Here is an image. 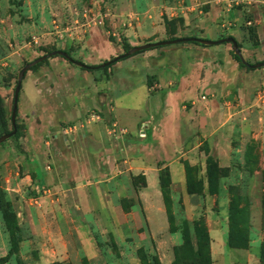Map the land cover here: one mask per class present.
<instances>
[{
  "label": "rangeland",
  "instance_id": "374dc122",
  "mask_svg": "<svg viewBox=\"0 0 264 264\" xmlns=\"http://www.w3.org/2000/svg\"><path fill=\"white\" fill-rule=\"evenodd\" d=\"M171 36H232L246 60L264 61V0H0V135L29 61L62 49L101 65L123 42ZM230 51L182 41L107 68L52 55L27 70L20 135L0 143V257L12 221L21 236L4 264H264V66L240 67ZM169 93L167 125L182 134L147 144ZM114 104L151 123L129 139ZM89 118L110 139L87 134Z\"/></svg>",
  "mask_w": 264,
  "mask_h": 264
},
{
  "label": "water",
  "instance_id": "95a60500",
  "mask_svg": "<svg viewBox=\"0 0 264 264\" xmlns=\"http://www.w3.org/2000/svg\"><path fill=\"white\" fill-rule=\"evenodd\" d=\"M182 41H196V42H199L202 44H207V45H214L217 43L228 42V43H231V49L234 51L235 54H237L240 57L243 64L250 65L253 68L264 66V61H259L257 63H250L249 64L247 62V60L244 58L242 51H241L240 47L238 46L236 39L233 38L232 36L222 37V38H218V39H209V38H203V37H197V36H188V37H180V38H175V39H165V40H161V41L145 42V43L130 47L126 52L122 53L121 55H124V54L125 55H133L135 53H138L139 51H143V50L148 49L150 47L179 43ZM52 55H61V56L65 57L67 60H69V61H71V62H73L79 66L85 65V63L74 59L73 57H71L69 55L68 52H66L62 49H56V50L50 51L49 53L40 55L39 57L33 59L32 61H29L28 63H26L18 72L17 82H16V85L14 88L13 106H12L11 118H10L12 129L10 131L5 132V133L0 135V143L5 141L6 139L10 138L11 136H13L17 131L16 111H17V104H18V96H19V91H20L22 79H23V76L25 75V72L27 70H29L32 65H34V64L38 63L39 61H42V60H44V59H46ZM110 62H111V60H107V61L101 63V65L105 66V65L109 64Z\"/></svg>",
  "mask_w": 264,
  "mask_h": 264
},
{
  "label": "crops",
  "instance_id": "0c3cea01",
  "mask_svg": "<svg viewBox=\"0 0 264 264\" xmlns=\"http://www.w3.org/2000/svg\"><path fill=\"white\" fill-rule=\"evenodd\" d=\"M143 84L144 83L142 81H139L138 85L142 86ZM145 86H146V97H147L148 94H149L150 87L147 86L146 84H145ZM157 86L159 88L167 87L165 82L163 83L162 81L159 84H157ZM173 99H174V95H172V93H169L166 96L167 102L165 104L167 106V108H166L167 114H165V116H163V118L157 124L155 122L153 124V126H151V128L148 130V132L151 133V136H150L149 139H152V140L150 142H148L147 144H149V143H150V145H154V144H157V145L160 144L161 145V144H163L161 139H169L168 136H167V132H171L172 130H176L175 128L178 129V131H177L178 133L180 132L182 134V125H180L181 123L177 122L176 124H174V121H173V125L171 127H169L167 125V120H170L171 112H172V110H174L173 109V105L171 104ZM124 109L130 110V108L128 106L125 107ZM113 112H114V116L116 118V123L115 124H118V127L121 129V132H123V134H126V135L130 133L131 135H133V137L138 132V127H139V124L141 122H142V124L145 125L147 123L150 124L151 120H152L151 115L148 114V115H145L141 119L140 123H137V120L134 123H132L134 120L133 121H129L126 118V116H124L122 113L121 114L119 113V112H121V108L118 107V105H116V104H114V106H113ZM95 117H97L98 119L100 118L99 115H96ZM90 123H91V118H89V120L84 125V126H87V127H84V128H87V132H88L87 134H92L93 137H95V139H110V137L106 133V131L103 132V134L101 133L100 135L97 134V133L95 134L94 130H93V133H92V131H88V130H92V129H90L91 126H92ZM98 124L104 125V127H106V124L103 121L98 122ZM75 129H76V125H73V127L69 128L70 131H73ZM121 136H123V135H121ZM164 158H166V157L163 156V159Z\"/></svg>",
  "mask_w": 264,
  "mask_h": 264
},
{
  "label": "trees",
  "instance_id": "16d2710c",
  "mask_svg": "<svg viewBox=\"0 0 264 264\" xmlns=\"http://www.w3.org/2000/svg\"><path fill=\"white\" fill-rule=\"evenodd\" d=\"M222 37H224V36H220L219 38H222ZM170 38H172V39H175V38H180V37H174V36H171ZM234 38V37H233ZM191 42H194V43H196V44H199V45H204V44H202V43H199V42H196V41H191ZM122 46H123V48L125 49V50H128L130 47H132L131 45H129V43H127V42H123V44H122ZM238 46L240 47V45L238 44ZM155 47H157V46H154V47H150V48H148V49H151V48H155ZM145 50H147V49H145ZM144 51V50H143ZM139 52H141V51H139ZM231 55H232V57L237 61V63H238V65L240 66V67H244L245 69H247V70H252L253 69V67L252 66H250V65H245V64H243L242 63V61H241V59H240V57L237 55V54H235L234 53V51L231 49ZM136 54V53H135ZM128 56H131V55H121V54H119L118 56H115V57H113L112 59H111V62L109 63V64H107V65H105V66H102L103 68H107V67H109V66H111L113 63H115L116 61H118V60H121V59H124V58H126V57H128ZM45 60V59H44ZM44 60H42V61H39L38 63H36V64H34V65H32L31 67H30V69H32V70H35ZM105 62V61H104ZM247 62L250 64V62L247 60ZM100 67L101 65H84V67L85 68H95V67ZM146 84H147V86H151V80L149 79V78H147V80H146ZM166 90L165 89H163V90H161L160 91V93H161V96L164 98L165 97V95H166ZM15 135H17V136H19L20 135V133L18 132V131H16V134ZM127 135H130V134H127ZM126 137H128V136H126ZM133 136H129V139L130 138H132ZM150 138V137H149ZM145 139V143H148V142H150L152 139ZM133 139V138H132ZM140 140H143V139H140ZM160 163V162H159ZM216 169H217V164L216 163H214L213 161H212V159H211V157H208L207 158V166H206V170H207V179H208V181H209V185L211 184L212 185V182H213V176H214V174H215V172H216ZM10 229H11V237H10V246H9V249H8V251H7V253L3 256V257H0V264H4L8 259H9V257L13 254V252H14V250L16 249V247L18 246V243L20 242V240H21V236H20V229H19V226H18V222L16 221V220H14V221H12L11 223H10Z\"/></svg>",
  "mask_w": 264,
  "mask_h": 264
}]
</instances>
